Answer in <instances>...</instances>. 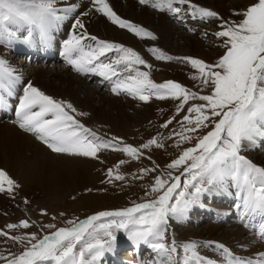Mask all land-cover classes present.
I'll use <instances>...</instances> for the list:
<instances>
[{
    "label": "snow or ice",
    "instance_id": "6c2138e0",
    "mask_svg": "<svg viewBox=\"0 0 264 264\" xmlns=\"http://www.w3.org/2000/svg\"><path fill=\"white\" fill-rule=\"evenodd\" d=\"M91 2L94 6L98 5L95 10L103 13L113 24L127 28L137 36L143 34L155 39L150 32L122 20L105 0ZM147 2L140 0L142 4ZM56 4L57 0H0V42L7 41L10 45L16 39L17 31L24 30L27 37L23 43L30 44L33 32L38 31L40 43L45 47L50 46L51 30L76 10L75 5L58 9ZM174 4H188L193 18L199 16L202 21L221 19L218 13L198 7L191 0H157L154 6L164 10L162 6L167 5L169 11L179 13L180 8H174ZM61 12L63 14H59ZM235 14L242 15L244 19L233 24L224 22L220 25L223 30L216 33L217 37L226 38V53L215 64L208 65L199 59L186 58L198 70L201 85L211 87L210 95H198L172 81L154 84L148 79L147 72L139 71L135 76L129 75L125 81L116 82L113 88V92L121 89L139 95L142 101H148L151 94V91L143 94L146 88L165 90L163 94L157 91V98L168 96L180 100L177 112L183 110L189 99L205 102L188 107V115L183 118L187 127L182 128L178 135L182 140L191 141L193 137L185 135V132L194 133L209 126L212 130L198 137L193 147L184 150L168 165L169 169L183 167L182 175L188 177L183 184L180 176H172L171 180L157 176L149 193L155 194L153 199L124 210L100 212L79 223L69 221L71 228H59L42 239L37 240L33 233L27 238L31 246L8 260L7 264H97L106 252L113 249L117 240L115 232L121 230L134 243L148 245L160 258L156 264H213L197 253L196 242L179 246L175 239L171 243L165 242L171 220L182 222L203 195L226 190L228 186L236 189L235 195L240 201L237 208L242 209V217H264V167L255 165L241 154L246 148L264 142V0H258L242 13ZM77 28L84 29L79 18H75L73 24V29ZM85 39L96 41V45H84L82 41ZM64 49L67 62L75 71L88 73L98 69L99 75L106 79L120 77L118 66L122 63L124 70L129 72L133 71V64L146 65L132 49L99 41L94 36H87V33L73 35L72 39L65 42ZM109 51L122 55L109 63H96ZM152 51L156 53L158 50ZM157 59L171 60L173 57L161 53ZM19 80L20 76L15 74V70L0 59V107L6 105V97L12 95V89ZM66 109L76 111L70 103L58 102L29 83L15 111L20 129L34 134L54 153L95 158L101 148L112 147L131 158L138 159L142 155L139 149L132 146L119 148L110 143L97 142L94 133L89 139L90 130L84 128ZM192 113L196 114L195 117L191 116ZM170 123L171 120L163 127H168ZM153 145L163 147L158 139H152L142 148L148 149ZM108 174L112 176L111 169ZM115 179L123 180L124 177L117 174ZM5 184L7 189L4 188ZM13 185L14 182L0 170V192H11ZM101 218L113 219L95 226L94 222ZM29 226L25 220L19 225L9 224L7 228L27 229ZM261 229L260 236L264 239V224ZM0 236L8 234L0 231ZM10 238L14 241L26 239ZM33 240L37 242L31 243ZM218 247L226 254L227 264H252L251 261L232 257L223 245ZM178 248H182L185 253L182 260L174 258ZM0 259L6 257L0 256Z\"/></svg>",
    "mask_w": 264,
    "mask_h": 264
},
{
    "label": "rangeland",
    "instance_id": "374dc122",
    "mask_svg": "<svg viewBox=\"0 0 264 264\" xmlns=\"http://www.w3.org/2000/svg\"><path fill=\"white\" fill-rule=\"evenodd\" d=\"M237 1L239 2L234 0H191L192 4L214 11L218 13L219 17L221 18L207 19L203 21L199 18V16L193 18L191 15L192 9L188 4H174V8H180V12L175 13L169 11L167 5L162 6L164 10H160V8L155 7L154 4L157 2V0H148L147 3L143 4L139 3L140 1L138 2V5L140 4L139 6L141 7H146L156 14L167 15L170 17L172 22L179 25L180 31L183 30L181 29L182 27H186L184 28L185 33L196 38L193 42L196 44V47L198 48L200 43L203 50L207 52L205 57L201 56L200 49L199 51L197 50V52L189 55H187L188 53H185V55L172 53L165 46H163L158 35H156L152 29L132 19H125L123 17L120 18L136 26L137 28H143L146 32H150L152 36L155 37V39H152L149 36H144L143 34L137 36L134 32L130 33L127 28L122 29L118 24H116V26L120 30L125 32L127 31L129 34H134L132 36H134L137 40L146 43L141 46L142 49L139 50L135 46H130L114 39L105 40L101 37L97 38L95 35H87L89 37L94 36L99 41L118 44L124 48L132 49L134 52L139 54V56L146 62V65L150 67L146 65L133 64L131 65L133 71L129 72L124 70V64L122 63L118 66V69L121 72V76L119 77L120 79L116 78L113 84L104 82L106 84H104L105 86L99 85V83H101V78H99V80H97V78L95 79V77L100 76V70L98 69V74L92 77L93 80L88 79L89 86L95 90H98L101 96L107 99L101 102L99 96L94 97V105L103 106L107 113L106 119L100 120L97 117L91 115V112L87 110H84L83 112V110L80 109L78 105L75 104V102H71L70 100L69 103L73 106V108L76 109V111L71 112V110H66L69 111V114L74 115L79 119L83 118L85 120V126H83L90 130L89 139H92L91 134L94 133L95 137L98 138L97 142L110 143L113 146H119V148L124 146H132L139 149L142 155L140 158L135 159L129 157L122 151L113 150L112 147L101 148L98 150L97 156L95 158L92 157L94 161L96 159V164L90 169L92 172L89 170V173L93 177L92 180L90 181L89 178H84L88 181L84 180L83 184L80 183L78 186V191L73 190L68 192L66 194L68 196L65 195L61 201L56 203L46 197L44 198L37 189L31 188L28 190H23L19 185L15 184L19 181H16L14 177H10V179L14 182L12 191L8 192L5 190L0 192V197L6 196V198H12L13 200L15 197L18 199V203L16 204L5 201V206L8 208L6 209V215L8 217L7 221L9 220L7 225H19L21 221L26 220L29 222L30 226L27 229H24L23 227L17 229H8L7 225L0 224V231L6 232L8 234V236H0V238H2L0 239V256L6 257V259H0V264H7L8 260H11L15 256L21 254L26 247H30L31 244L28 242L27 238H29L33 233L36 235L37 240L42 239L45 235H51L59 228H71L72 225L68 223L69 221L79 223L80 221H85L89 217L97 215L100 212L124 210L133 207L137 203H143L153 199L155 194L149 193L150 188L153 186L157 176H160L166 180H171L172 176H180L181 184H183V181L188 178L182 175L183 167L179 169H169L168 165L177 159L184 150L193 147L196 144L198 137L203 136L212 130V127L209 126L206 128H201L194 133L185 132V135H191L193 137L191 141L182 140L178 135L182 128L187 127V122L184 121L183 118L185 115H188V107L192 105L203 104L205 102L200 101L199 99H189L188 102L184 104L183 110L177 112V107L181 103L180 100L173 99L168 96H165L164 99L157 98V91H159L160 94H163L165 90H149L146 88L144 89L143 94H149L150 91L151 94L149 95L148 101H142L139 99V95H133L121 89H118V93L115 94L112 88L115 87L116 82L125 81L129 75L135 76L136 72L139 71L147 72L149 74L148 79L154 84L159 85L168 81H172L180 84L190 92L197 93L198 95H210L212 93L211 87L201 85V81L199 79L200 74L198 70L194 69L186 58L199 59L208 65H212L215 64L226 53V48L224 47V41L226 38L216 36L217 32L223 30L220 25L224 22L233 24L242 21L244 17L235 13H242L248 7L258 2V0ZM192 24L196 25V27H193L195 30H191L189 27ZM22 33L21 37L26 38L27 32L24 31ZM82 43L92 46L96 45V41L89 39L83 40ZM152 49H157L158 51L153 53ZM186 51H188V48ZM7 53L8 51L5 53L7 61L15 65L17 64V67L20 66L19 62L23 61V66H20L21 68L19 67L21 74L27 75V67H32L33 65V67L41 66L51 70L58 69L59 72L66 70L71 72L70 74H73L74 72L72 67L65 65L63 62L52 60L49 62L42 61L32 64L30 61L31 64H29V56L19 55L16 58H13V53ZM161 53L164 54V56L173 57V59H157V56ZM120 55H122V53L109 51L105 54V56L100 58L99 62L109 63L118 58ZM99 62L97 61V63ZM160 72H163V75L165 76L164 79H162L163 81L157 79ZM194 76L197 78L193 79ZM128 83L131 82L129 81ZM115 96H117V101L112 100V102L116 103L117 109L120 110H115L113 107H109V99L115 98ZM65 103L67 104L68 101H65ZM195 115V113L191 114L192 117H195ZM213 119H219V117H214ZM170 120L171 123L168 124V127H163V125ZM0 121L7 122L6 118H1ZM152 139H158L163 144V147L158 148L153 145L148 149H143L142 145L146 144ZM263 153L264 142H260L258 145L246 148L241 154L255 165L264 167ZM256 155L261 156L260 162L257 161ZM121 161H124V163L121 164ZM109 169L112 170V176H109L108 174ZM142 169H149L150 171L142 172ZM117 174L122 175L124 179L116 180L115 176ZM87 184L88 187L86 186ZM83 186L86 189H84ZM7 187V184H5L4 188L7 189ZM32 189L36 193L32 192ZM222 191L224 192L222 195H217L212 199H209L207 194L202 196L199 202L191 208V211L187 213L186 218L182 222L171 220L170 226L168 227L166 233L165 242L171 243V241L175 239V242L178 243V246L184 243L194 242V239L188 240V238L184 235L186 231L189 230V228L192 229L193 227L196 229H203L210 225H220L216 224V220H213L208 216L205 217L206 221H200V216H196V213L198 212L197 206L201 200L204 203V206L212 205L218 208L228 207L232 212L231 207H234L236 202L233 203V206L230 204V202L235 201L234 199L236 195L234 196V193H236V189L228 186L226 190ZM210 193L214 194V192ZM223 196L227 197L222 198ZM1 208H3V206H0V209ZM222 209L224 211V208ZM1 212L2 211H0V213ZM1 214L3 215V213ZM219 216L221 215H218V217ZM112 219L113 218H101L100 220L95 221L94 225L99 226L100 224H106ZM187 219L190 220L187 221ZM46 225H54L55 227L48 228ZM233 225L239 226L237 223ZM225 226V228L229 227L228 225ZM115 235L117 236L115 245L124 246V249L121 251V255L119 254V257L124 261L125 264H129V262L131 264V261H133L132 263L136 264H142L143 262L145 264H156L155 260L158 261L160 259L156 253H152V249L147 245V248L142 250V252L143 255L147 252H150V256L138 261L137 259L139 252L138 249H135L137 243H131V240L128 239L123 230L115 232ZM10 237H25L26 239L22 241H14ZM215 237L220 238L219 235H216ZM247 237L250 239V241L258 242L255 236H253L251 233L248 234ZM2 241L5 243L1 244ZM259 241L262 242L261 240ZM36 242L37 241L35 240L31 241V243ZM260 242L258 243L261 244ZM210 248L212 249L213 246H210L208 250H210ZM256 254L262 256H256L258 259L260 257L261 260H264V251ZM184 255L185 253L183 249L178 248V254H174V258L177 260H182L183 258L181 257H184Z\"/></svg>",
    "mask_w": 264,
    "mask_h": 264
},
{
    "label": "bare ground",
    "instance_id": "6f19581e",
    "mask_svg": "<svg viewBox=\"0 0 264 264\" xmlns=\"http://www.w3.org/2000/svg\"><path fill=\"white\" fill-rule=\"evenodd\" d=\"M139 1L105 0L117 16L125 19H132L152 29L156 35H158L163 46H165L172 53L184 55L185 53H188L187 55H189L197 52V50L199 51L200 49L201 56L205 57L207 52L203 50L200 43L198 48L196 47V44L193 43L196 38L185 33L184 28L186 27H182L181 29L184 31H180L179 25L172 22L170 17L167 15L156 14L146 7L139 6ZM234 1L239 2L237 0ZM72 5L76 6L75 12L70 14L69 18L61 22L58 27L51 30L50 46L45 47L40 43V35L38 31L33 32V35L30 38V44L23 43L25 38L21 36L24 30L17 31L16 39L13 40L10 45L7 41L0 42V59L5 60L8 66L15 70V74L20 76L19 82H17L12 89V95L10 97H6V105L4 107H0V120L1 118H6L7 120V122L0 121V170L3 169V172H5L9 178L14 177L16 181L18 180L19 182H16L15 184L19 185L23 190L31 188L37 189L44 198L46 197L49 200H53L55 203L61 201L68 192L73 190L78 191V186L80 183H84V178H89L90 181L92 180L93 177L89 173V170L96 164V159L94 161L92 157L54 153L46 146L45 143L38 140L34 134L20 129L15 109L18 107L20 98L24 95V89L30 82L34 87L38 88L44 94L52 97L54 100L58 102L68 101V103L69 100L71 102L73 101L80 109L83 110V112L84 110L90 111L91 115L100 120L106 119L107 113L103 106L94 105V97L99 96L101 102L107 99L101 96L98 90H95L88 84V79L93 80L92 77L98 74L97 70L88 73H79L73 69V74H70L71 72L66 70L59 72L58 69L51 70L41 66L33 67V65L32 67H27V75H25L21 74L19 70V67L23 66V61L19 62L20 66L18 65L19 67H17V64L15 65L7 61L5 53L7 51L8 53H13V58H16L19 55H27L29 56V64H35L36 62L42 61L49 62L53 60L63 62L65 65L72 67L66 60L64 45L66 41L72 39L73 35L79 36L83 33H87V35H95L97 38L101 37L105 40L114 39L130 46H135L139 50L142 49L141 46L143 44H146L132 36L134 34H129L127 31L125 32L120 30L116 24H113L103 13L96 11V7L99 6H94L91 0H57L56 7L58 9H63ZM59 14L63 13L61 12ZM75 18H79L83 22L84 29H73ZM192 25L189 27L191 30H195L193 27H196V25ZM187 48L188 51H186ZM164 77L163 72H160L157 79L163 81L162 79H164ZM96 78L97 80L101 78V83H98L102 86L106 85L104 82L113 84L116 78L120 79L119 77L106 79L101 75L99 77H95V79ZM114 93L117 94L118 90ZM116 99L117 96L109 99V107H113L115 110H120L117 109V104L112 102V100L117 101ZM72 116L80 124L84 125L85 120L83 118L79 119L74 115ZM256 157L257 161L260 162L261 156L256 155ZM88 184L86 185L87 187ZM33 189L32 192H35ZM84 189L86 188L84 187ZM223 193V191L218 190L214 191V194L207 193V196H209V199H212L217 195H222ZM225 197L223 196L222 198ZM234 200V202L229 201L232 206L233 203L236 202L234 207L230 206L232 208V212L228 207H222L224 208L223 211L221 207L218 208L212 205L204 206V203L201 200L197 206L198 212L196 213V216H200V221H206L205 217L207 216L211 217V219L216 220V224L220 225H210L203 229H196L192 227V229L189 228L184 235L188 238V240L194 239V242H197L198 245L196 249L197 253L202 258L212 261L213 264H227L228 258L223 250L218 247L219 245H223L227 248L234 258L251 261L252 264H257V262L264 264V260H261L260 257L259 259L256 257L261 256L256 253L264 251V239H261L260 236L262 231L261 225L264 224V217L259 215L254 217L249 216L247 218L242 217V209L237 208V204L240 203V201L237 200L236 196ZM5 201L17 204L18 199L15 197L14 200L12 198H6V196L0 197V206H3L0 211H2L1 213L4 215L3 216L0 213V224L7 225L9 220L7 221L8 217L6 215V209L8 208L5 206ZM218 215L221 216L218 217ZM188 220L190 219H187V221ZM236 223L239 226L233 225ZM225 225H228L229 227L225 228ZM250 233L255 236L258 242L261 240L262 242L260 243L262 245L258 242L250 241L247 237ZM216 235H219L220 238H216ZM3 243L5 242L2 241L1 244ZM131 243L134 242L131 241ZM176 244L178 243L176 242ZM210 246H213V248L208 250ZM145 248H147V245L144 243L136 245L135 249H139L138 261L150 256V252L143 255L142 250ZM123 249L124 246L114 245L111 251L106 252L103 257L97 261V264H125L119 257V254L121 255V251ZM152 253L155 252L152 250ZM132 262L133 261H131V264H136ZM155 262H157V260H155ZM142 264L145 263L143 262Z\"/></svg>",
    "mask_w": 264,
    "mask_h": 264
}]
</instances>
